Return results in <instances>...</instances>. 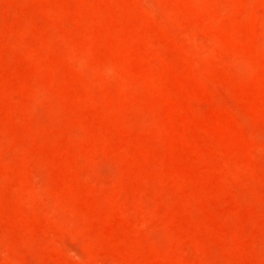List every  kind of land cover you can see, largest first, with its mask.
I'll return each mask as SVG.
<instances>
[{
  "label": "rangeland",
  "instance_id": "rangeland-1",
  "mask_svg": "<svg viewBox=\"0 0 264 264\" xmlns=\"http://www.w3.org/2000/svg\"><path fill=\"white\" fill-rule=\"evenodd\" d=\"M0 264H264V0H0Z\"/></svg>",
  "mask_w": 264,
  "mask_h": 264
}]
</instances>
